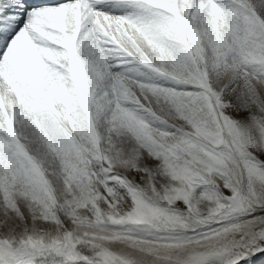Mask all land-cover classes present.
<instances>
[{
  "label": "snow or ice",
  "instance_id": "1",
  "mask_svg": "<svg viewBox=\"0 0 264 264\" xmlns=\"http://www.w3.org/2000/svg\"><path fill=\"white\" fill-rule=\"evenodd\" d=\"M0 264H264V0H0Z\"/></svg>",
  "mask_w": 264,
  "mask_h": 264
}]
</instances>
